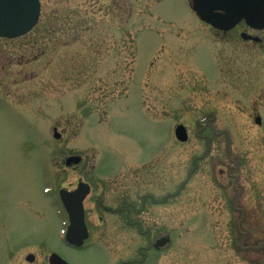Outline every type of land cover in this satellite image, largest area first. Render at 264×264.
Returning a JSON list of instances; mask_svg holds the SVG:
<instances>
[{
  "label": "rangeland",
  "instance_id": "rangeland-1",
  "mask_svg": "<svg viewBox=\"0 0 264 264\" xmlns=\"http://www.w3.org/2000/svg\"><path fill=\"white\" fill-rule=\"evenodd\" d=\"M41 3L28 35L0 39V264H264V42L240 36L264 31L216 35L187 0ZM95 174L124 222L89 197L75 250L50 195L79 177L98 194Z\"/></svg>",
  "mask_w": 264,
  "mask_h": 264
},
{
  "label": "water",
  "instance_id": "water-1",
  "mask_svg": "<svg viewBox=\"0 0 264 264\" xmlns=\"http://www.w3.org/2000/svg\"><path fill=\"white\" fill-rule=\"evenodd\" d=\"M192 10L201 21L221 31H230L245 21L248 27L256 30L264 29V0H191ZM41 15L40 0H0V38L15 39L28 34L39 22ZM242 38L259 41V38L243 33ZM260 123V119H256ZM175 135L181 142L188 140V132L184 125L175 128ZM54 137L61 135L54 129ZM79 156L67 159V165L79 163ZM89 193L88 185L81 183L74 193L62 190V201L69 214L70 225L66 233L68 243L80 247L88 238V228L84 218V199ZM169 242V238L157 241L160 248ZM33 261L34 257H28ZM50 264H67L57 254H52Z\"/></svg>",
  "mask_w": 264,
  "mask_h": 264
},
{
  "label": "flooded vegetation",
  "instance_id": "flooded-vegetation-1",
  "mask_svg": "<svg viewBox=\"0 0 264 264\" xmlns=\"http://www.w3.org/2000/svg\"><path fill=\"white\" fill-rule=\"evenodd\" d=\"M241 25V24H240ZM243 26V28H244V24H242ZM211 28V27H210ZM212 29V28H211ZM237 29V27L235 28V29H233L232 31H229V32H223V31H219V30H215V29H212L213 30V32L216 34V35H219V36H224V37H226V36H228L231 32H233L234 30H236ZM256 32V31H255ZM258 32V31H257ZM248 41H250V42H253V41H251V40H248ZM264 42V39H262L261 38V41L260 42H258V43H263ZM72 156H75V155H73V154H71V155H68V156H65V158H64V160H63V164H64V166L65 167H69V168H73V169H75V170H78L80 167H81V165L83 164V162H84V160H83V158L79 161V163H74V162H72L70 165H67V163H66V161H67V159L69 158V157H72ZM76 156H78V155H76ZM103 158V157H102ZM104 166H102V167H100L101 169L103 168ZM94 170L95 171H98L99 170V167H96V166H94ZM102 171H103V169H102ZM115 171V168L112 170V171H109V172H106V174L107 173H109V174H112V172H114ZM115 174H117V173H115ZM118 175V174H117ZM121 176H122V174H121ZM94 179V181H96V182H99V186H100V189H99V192H98V194L96 193V188H95V186H93L91 183H88V182H86V181H84L83 180V178L82 177H79L78 178V180H77V182H76V184L75 185H71V186H68V187H61L60 189H59V193H58V198H57V196H54V194H52V195H50L52 192H45L47 195H50L51 197H53L54 199L53 200H55L56 201V203H57V211H58V213H59V215L61 216V218H62V220H63V238H64V241H65V233H66V230H67V227H68V224H69V215H68V213H67V211H66V209H65V205H64V203H63V201H62V199H61V196H60V191L61 190H66V191H68V192H70V193H74L78 188H79V185H80V183L81 182H84V183H87L88 184V189H89V193H88V195H87V197H86V199L84 200V213H85V221H86V224H87V227H88V230H89V233H90V236H91V232H90V228H89V226H88V222H87V209H86V201H87V199L89 198V197H94V208H95V211H96V213L99 215L100 213H102V214H104L106 217L108 216V217H110V218H116V219H119L121 222H124V199L121 201V203L120 202H118V201H116L115 199H112L111 198V192H112V190L110 189V188H108L109 187V185L106 183V180H103V182H100V178H98V176L95 174L94 175V177H93ZM122 178V180L121 181H124V176L123 177H121ZM50 191H56V189H54V188H51V190ZM109 193H110V195H109ZM168 196H170V195H168ZM130 205V204H129ZM129 210V209H128ZM127 210V211H128ZM130 219V217H129V214H128V212H127V215H126V223H127V221ZM98 220H99V222L100 223H104V216H98ZM139 234H144V232H143V230H140L139 231ZM146 234V233H145ZM161 234H159L158 235V238L155 240V241H150V239L148 238V245L145 247V249L147 250V251H151V252H159L160 251V249H162V248H164V247H162V248H157L156 247V243H157V241L159 240V239H161L162 237H168L169 239H170V236H160ZM89 239H90V237H89ZM89 239L88 240H86L85 241V243H84V245L82 246V247H79V248H77V247H74V246H72V245H70V244H68L67 242H65V244L67 245V246H69V247H71V248H73V249H75V250H81V249H84L85 247H86V243L89 241ZM170 241H171V239H170ZM170 241H169V243L168 244H170ZM167 246V245H166ZM29 255H33L34 256V258H35V255L32 253V251L31 252H28V253H26V255H25V257H24V259L28 262V263H33V262H29L28 260H27V257L29 256ZM35 260H36V258H35ZM66 260V259H65ZM67 261V260H66ZM35 262V261H34ZM68 262V261H67ZM48 263H49V259H48ZM69 263V262H68ZM125 263H127V262H125Z\"/></svg>",
  "mask_w": 264,
  "mask_h": 264
}]
</instances>
